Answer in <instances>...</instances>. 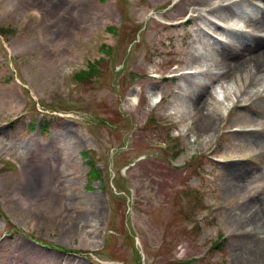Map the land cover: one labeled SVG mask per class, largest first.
<instances>
[{
	"label": "rangeland",
	"instance_id": "obj_1",
	"mask_svg": "<svg viewBox=\"0 0 264 264\" xmlns=\"http://www.w3.org/2000/svg\"><path fill=\"white\" fill-rule=\"evenodd\" d=\"M62 3L0 0V264H262L264 98L200 130L190 0Z\"/></svg>",
	"mask_w": 264,
	"mask_h": 264
},
{
	"label": "bare ground",
	"instance_id": "obj_2",
	"mask_svg": "<svg viewBox=\"0 0 264 264\" xmlns=\"http://www.w3.org/2000/svg\"><path fill=\"white\" fill-rule=\"evenodd\" d=\"M62 2L63 0H48L49 11L69 12ZM215 3L214 0H190L186 6L188 11L198 13L196 16L192 14L190 19L205 20L203 25L196 27L193 42L208 45L206 36L212 38V47L217 56L203 57L195 52L196 46H192L188 55L191 60L198 59L200 65H193L195 72H184L181 75L182 83L178 90L189 93L186 96L189 111L200 112V130L205 133L219 125L221 116L228 114L235 102L264 98V0H221L218 5ZM197 4H207L210 8L199 9ZM246 5H251V8L247 9ZM231 15H237L239 19L225 21L224 25L218 22L219 19H226ZM62 21L70 24L71 19ZM211 31H219L222 36L220 40L213 37ZM203 74L215 77L203 81L198 78V75ZM215 82H218L216 86ZM218 88L222 90V96H215L211 91L214 89L217 93ZM262 193V206L259 210L264 214V191ZM257 213L258 209H255L253 214ZM88 219L89 222L97 220L91 215ZM258 240L261 242L258 247L263 251L257 259L264 264V233L258 235Z\"/></svg>",
	"mask_w": 264,
	"mask_h": 264
}]
</instances>
